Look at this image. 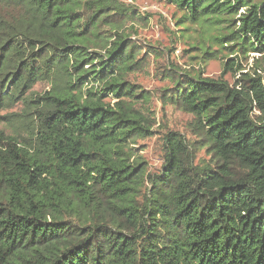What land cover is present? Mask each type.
Masks as SVG:
<instances>
[{"label":"trees","instance_id":"trees-1","mask_svg":"<svg viewBox=\"0 0 264 264\" xmlns=\"http://www.w3.org/2000/svg\"><path fill=\"white\" fill-rule=\"evenodd\" d=\"M116 1L0 0V112L25 107L0 120L32 127L0 130V264H264V67L228 59L233 85L177 77L162 99L192 116L211 162L194 167L169 134L146 174L128 144L152 134L129 107L147 96L126 82L144 61ZM166 1L193 25L227 23L211 39L229 56L264 60V0Z\"/></svg>","mask_w":264,"mask_h":264},{"label":"rangeland","instance_id":"rangeland-1","mask_svg":"<svg viewBox=\"0 0 264 264\" xmlns=\"http://www.w3.org/2000/svg\"><path fill=\"white\" fill-rule=\"evenodd\" d=\"M116 4L121 10L134 12L131 19L118 15L116 18L123 19V31L138 46V59L144 61L141 71L128 74L126 82L136 87V95L142 92L147 99L141 101L138 97L129 103V107L133 113L149 121L152 132L150 137L129 142L132 154L142 163L146 174L160 175L166 151L164 138L174 134L187 144L194 167L210 164L211 155L202 147L205 143L193 127L192 116L176 109L162 97L167 95L166 90H171L173 81L180 75L195 79L222 78L233 85L240 72H224L223 66L228 59L237 60L243 73L264 67V60L255 54L229 56L215 45L211 38L228 33L227 23L217 29L193 25L185 21L183 13L166 0H117ZM50 87V84L40 82L33 91L42 94ZM104 102L113 105L117 100L107 97ZM24 108L19 103L0 112V116H23ZM9 119L0 120V130L20 138L31 135L28 129L32 128L30 123L20 117L14 118V123H9Z\"/></svg>","mask_w":264,"mask_h":264}]
</instances>
